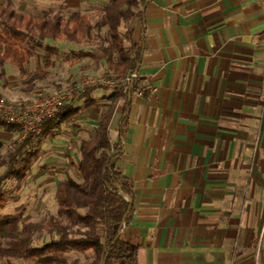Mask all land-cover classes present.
<instances>
[{
    "label": "crops",
    "instance_id": "crops-1",
    "mask_svg": "<svg viewBox=\"0 0 264 264\" xmlns=\"http://www.w3.org/2000/svg\"><path fill=\"white\" fill-rule=\"evenodd\" d=\"M144 18L145 95L118 165L136 214L122 239L139 264H248L264 200V0H153Z\"/></svg>",
    "mask_w": 264,
    "mask_h": 264
},
{
    "label": "trees",
    "instance_id": "trees-1",
    "mask_svg": "<svg viewBox=\"0 0 264 264\" xmlns=\"http://www.w3.org/2000/svg\"><path fill=\"white\" fill-rule=\"evenodd\" d=\"M153 0H112L105 18L96 25L79 12L65 19L61 14L40 17L23 15L15 11L12 1L0 2V69L11 64L21 74L28 77L26 65L34 56L35 48H44L47 56L44 70L46 77L53 65V56L58 50L44 46L45 41L70 42L83 45L94 39V32L108 28L107 46L101 48L109 71L115 77L128 75L137 77L131 91L123 88H89L78 93L67 105L61 107L56 115L46 120L38 138L39 144L50 138L62 136L63 128H72L85 108L97 107L91 99L96 90L110 92L105 111L98 120L94 132L80 145V162L76 163L70 153L66 157L78 172L80 182L68 178L60 183L56 192L57 217L44 224L24 223L21 213L0 214V264H14L25 261L31 264H79L70 263V253H93L91 264H139L140 248L122 239L124 228L136 214L135 187L131 179L119 169L124 155V144L129 128L130 109L133 98L146 89V80L140 76L146 50L145 37L137 44L133 42L134 24L142 21L145 28V7ZM126 33L121 32L123 23H129ZM149 93H146L148 96ZM120 103L124 112L120 120L119 141H110V125ZM0 128L7 133L18 132L17 126L0 121ZM33 140L26 138L12 148L9 169L0 176V212L6 205L4 186L7 181L16 180L22 184L39 159V153L29 151ZM0 164V169H1ZM38 234L49 236V243L35 247Z\"/></svg>",
    "mask_w": 264,
    "mask_h": 264
},
{
    "label": "rangeland",
    "instance_id": "rangeland-1",
    "mask_svg": "<svg viewBox=\"0 0 264 264\" xmlns=\"http://www.w3.org/2000/svg\"><path fill=\"white\" fill-rule=\"evenodd\" d=\"M12 1L15 11L23 15L40 17L61 14L69 19L72 14L79 12L90 17L93 25L101 22L106 11L110 8L112 0H0L7 4ZM130 28L129 23H123L121 32L126 33ZM1 31V28H0ZM108 28L101 32H94V39L83 45L70 42L45 41L44 46H51L58 50L53 56V65L46 77L40 72L44 70V60L47 52L44 48H35L34 56L26 65L27 78H22L18 70L11 64L0 69V95L8 101L21 102L28 100L35 92L43 91L51 93L61 88H74L85 79H108L113 75L109 71L106 58L100 51L107 46ZM111 90V89H110ZM110 92L91 94V99L98 102L94 109H87L84 103L81 116L76 120L72 128H63L62 136L52 140L50 138L39 144V140H33L29 151L39 153L31 171L20 185L16 180L5 183L4 195L6 205L0 212L1 215H13L21 213L24 223L44 224L57 217L56 192L60 183L68 178L80 182L78 172L70 165L66 155L69 152L76 163L80 162V145L94 132L95 126L105 111L106 101ZM113 138L115 129H111ZM22 140L19 132L7 133L0 128V176L9 169V157L12 148ZM254 219V217H253ZM258 237L252 243L251 248L257 253V258L249 259L248 264H264V200H260L258 214ZM254 223V220H253ZM50 241L46 234H38L34 239L35 247H43ZM70 263L77 261L79 264H91L95 257L93 253H70L67 255ZM14 264H31L25 261Z\"/></svg>",
    "mask_w": 264,
    "mask_h": 264
},
{
    "label": "built area",
    "instance_id": "built-area-1",
    "mask_svg": "<svg viewBox=\"0 0 264 264\" xmlns=\"http://www.w3.org/2000/svg\"><path fill=\"white\" fill-rule=\"evenodd\" d=\"M137 80L136 76L128 75L125 78L113 76L108 79H85L74 88H61L51 93L35 92L31 98L21 102L8 101L0 95V121L17 126L22 140L31 138L37 140L46 120L52 119L59 109L69 104L78 93H84L89 88H123L125 93L130 91L131 84ZM145 91L137 96L143 97Z\"/></svg>",
    "mask_w": 264,
    "mask_h": 264
},
{
    "label": "water",
    "instance_id": "water-1",
    "mask_svg": "<svg viewBox=\"0 0 264 264\" xmlns=\"http://www.w3.org/2000/svg\"><path fill=\"white\" fill-rule=\"evenodd\" d=\"M147 6H148V5H147ZM147 6L145 7V9L147 8ZM134 83H135V82H133V83L131 84L130 91H131V89H132V87H133Z\"/></svg>",
    "mask_w": 264,
    "mask_h": 264
}]
</instances>
